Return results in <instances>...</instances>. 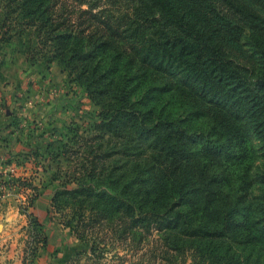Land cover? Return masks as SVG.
Listing matches in <instances>:
<instances>
[{"label":"trees","instance_id":"16d2710c","mask_svg":"<svg viewBox=\"0 0 264 264\" xmlns=\"http://www.w3.org/2000/svg\"><path fill=\"white\" fill-rule=\"evenodd\" d=\"M0 35L98 106L46 145L52 209L91 244L68 264H264V0H0Z\"/></svg>","mask_w":264,"mask_h":264},{"label":"rangeland","instance_id":"374dc122","mask_svg":"<svg viewBox=\"0 0 264 264\" xmlns=\"http://www.w3.org/2000/svg\"><path fill=\"white\" fill-rule=\"evenodd\" d=\"M246 44L240 53L248 56L251 51ZM45 61L39 54L27 52L20 39L15 38L12 42L0 40V145H7L10 139L11 145L15 143L29 148L28 152L17 149L16 162L23 167L22 170L26 168L25 171H29V175L24 176L40 187L41 199L28 211L39 224L34 228V222L31 224L28 212L23 208L28 203V195L32 193L30 188L25 191L15 186L11 188V201H6L4 206L6 209L11 205L17 207L23 214L21 220L25 224L19 236L22 248L16 251L21 253L24 264H68L80 252L75 251L80 244L85 246V252L90 251L91 244L78 239L52 209V196L62 186L61 180L64 179H55L57 168L63 166V174L67 160H63L62 156L51 159L46 147L34 150L31 146H36L39 138L45 137L48 138L46 144H49L53 140L51 135H54L62 148L69 135L74 133L70 129L79 127L86 130L98 121V106L82 87L70 82V77L61 71L59 64L49 65ZM242 61L253 65V61L246 56ZM20 157H25L24 161ZM2 210L5 211V208ZM34 232L45 236L46 244L37 241ZM35 247L36 256L32 253ZM119 252L124 254L122 250ZM113 263L117 262L108 264Z\"/></svg>","mask_w":264,"mask_h":264},{"label":"crops","instance_id":"0c3cea01","mask_svg":"<svg viewBox=\"0 0 264 264\" xmlns=\"http://www.w3.org/2000/svg\"><path fill=\"white\" fill-rule=\"evenodd\" d=\"M7 141L10 142V139ZM47 141V137L39 138V141L35 143L36 146L31 147H34V150L39 147L44 149L47 145ZM9 142H7V145H0V180H8L17 176L29 175V171H25L26 168L22 170L23 167L17 163L18 161L16 162L18 159L16 154L19 153L17 152V149L28 152L29 148L21 145L18 146L15 143L11 145ZM24 158L21 159L24 160ZM27 165H29L28 162ZM0 193H3L0 198V264H24L21 253L16 251H20L22 248L20 241L21 238L19 236L21 234L23 225L25 224V221L21 220L23 214L17 207L14 208L11 205L8 209H6L7 207L4 206L6 201H11L13 194L11 188L0 187ZM40 199L41 197H39L38 200ZM2 208H5V211H3L4 209L2 210ZM17 216H19V218H16ZM82 244H80V246L77 247L75 251L83 250L85 246Z\"/></svg>","mask_w":264,"mask_h":264},{"label":"built area","instance_id":"2783aa9c","mask_svg":"<svg viewBox=\"0 0 264 264\" xmlns=\"http://www.w3.org/2000/svg\"><path fill=\"white\" fill-rule=\"evenodd\" d=\"M1 188H4V186H2Z\"/></svg>","mask_w":264,"mask_h":264}]
</instances>
